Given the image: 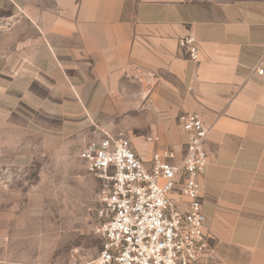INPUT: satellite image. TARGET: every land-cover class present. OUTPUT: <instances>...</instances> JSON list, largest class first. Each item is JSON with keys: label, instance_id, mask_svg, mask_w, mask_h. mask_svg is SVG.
I'll use <instances>...</instances> for the list:
<instances>
[{"label": "crops", "instance_id": "1", "mask_svg": "<svg viewBox=\"0 0 264 264\" xmlns=\"http://www.w3.org/2000/svg\"><path fill=\"white\" fill-rule=\"evenodd\" d=\"M49 30L76 36L70 87L103 126L132 128L149 160L160 143L183 150L176 117L208 127L199 177L209 264H264V0H53ZM192 35L198 61L178 49ZM263 69L262 74L257 69ZM128 138V137H127Z\"/></svg>", "mask_w": 264, "mask_h": 264}, {"label": "rangeland", "instance_id": "2", "mask_svg": "<svg viewBox=\"0 0 264 264\" xmlns=\"http://www.w3.org/2000/svg\"><path fill=\"white\" fill-rule=\"evenodd\" d=\"M55 16L53 0H0V264H94L103 183L80 150L138 136L74 100L76 36L50 31Z\"/></svg>", "mask_w": 264, "mask_h": 264}, {"label": "built area", "instance_id": "3", "mask_svg": "<svg viewBox=\"0 0 264 264\" xmlns=\"http://www.w3.org/2000/svg\"><path fill=\"white\" fill-rule=\"evenodd\" d=\"M178 49L199 60L192 35L180 37ZM176 123L186 138L179 153L162 145L158 135L146 137L158 144L149 160L122 134L105 133L81 148L87 170L103 183L94 264H209L213 259L199 181L208 164V127L197 112L178 114Z\"/></svg>", "mask_w": 264, "mask_h": 264}]
</instances>
